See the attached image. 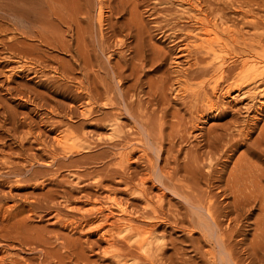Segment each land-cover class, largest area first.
Listing matches in <instances>:
<instances>
[{
  "label": "rangeland",
  "instance_id": "1",
  "mask_svg": "<svg viewBox=\"0 0 264 264\" xmlns=\"http://www.w3.org/2000/svg\"><path fill=\"white\" fill-rule=\"evenodd\" d=\"M7 1L0 0V264H264V96L255 95L264 85L223 96L239 82L241 58L264 54V0H69L57 9L36 0L39 8L26 9L43 14L32 23L46 38L9 16ZM60 18L72 26L60 27ZM74 25L84 30L76 51L88 54L86 67L57 49L63 39L75 51ZM206 28L217 32L207 37ZM208 44L231 58L221 76ZM186 162L196 173L188 182ZM241 162L253 168L249 178L259 175L263 204L249 199L252 209L234 216L227 191ZM207 194L217 204V237L188 200ZM107 198L127 206L129 228L104 219ZM219 232L230 239L229 262Z\"/></svg>",
  "mask_w": 264,
  "mask_h": 264
},
{
  "label": "bare ground",
  "instance_id": "2",
  "mask_svg": "<svg viewBox=\"0 0 264 264\" xmlns=\"http://www.w3.org/2000/svg\"><path fill=\"white\" fill-rule=\"evenodd\" d=\"M38 1V0H37ZM37 1L36 0H8L7 2H8V4H7V7H6V9H5V12H7V14L9 15V16H12L13 18H15L17 21H18V23L20 24V23H22V24H28L29 25V23L30 24H32L33 26V28H36V27H34L36 24L35 23H32V21H36V22H38L37 20H39V19H37L36 20V18H41V21H42V18L43 17H37L35 14H37L35 11L37 10L38 11V9H37V7L39 8V6L40 5H36V4H38L37 3ZM45 1H47V2H45ZM44 1V3H48V5H49V7H50V4L51 3H53V4H56L55 5V9H57V8H59L57 5H60V6H62V2L63 1H68L69 2V0H45ZM74 1V0H73ZM73 1L71 0V2L73 3ZM39 3H41L42 2V5H43V0H40V1H38ZM80 2V1H79ZM72 3H71V5H72ZM74 3H76V1L74 2ZM66 4H67V2H66ZM79 4V3H78ZM1 5V4H0ZM30 5H36V6H33L34 7V10H35V7H36V10L34 11V13L33 12H30V11H27V10H29V9H26L27 8V6H30ZM41 5V6H42ZM45 5V4H44ZM67 5H69V4H67ZM70 5V6H71ZM74 5V4H73ZM3 6V5H2ZM1 6V8H3ZM56 6H57V8H56ZM64 6V5H63ZM62 6V7H63ZM76 6V5H75ZM74 6V7H75ZM31 7V6H30ZM44 7H46L47 8V5L46 6H44ZM44 7H42L43 9H45ZM48 7V8H49ZM62 7H60V8H62ZM1 8H0V10H1ZM4 8H5V6H4ZM65 9H66V7H64ZM62 9V10H65V9ZM71 8V7H70ZM32 9V8H31ZM47 10L48 9H46L45 11L47 12ZM54 10V9H53ZM60 10V9H59ZM105 10V9H104ZM31 11H33V9L31 10ZM39 11H42V10H40L39 9ZM66 12H67V10H65ZM4 12V13H5ZM43 12V11H42ZM49 12V11H48ZM51 12H52V14H53V17L56 15L55 13H54V11H52L51 10ZM71 12V11H70ZM76 12V11H75ZM78 12V11H77ZM1 13H3V12H1ZM3 13V14H4ZM40 13V12H39ZM37 14V15H40V14ZM44 13V12H43ZM61 13V12H60ZM63 14H64V12H62ZM72 13V12H71ZM49 14H51V13H49ZM51 14V15H52ZM63 14H61L62 16H63ZM7 15V16H8ZM43 14H41L40 16H42ZM48 15V14H47ZM76 15V14H75ZM74 15V16H75ZM65 16V15H64ZM66 16H67V14H66ZM66 16L65 17H62V18H66ZM34 17H36V18H34ZM46 17H48V16H46ZM45 16H44V18L46 19V24H49L50 22H51V20H50V22L48 23V21H47V19L48 18H46ZM50 17V16H49ZM52 17V18H53ZM59 17H61L60 16V14H59ZM73 17V16H72ZM11 18V17H10ZM33 18H34V20H33ZM58 18V17H57ZM62 18H60V20L59 19H57V21L59 20V26L61 27L62 25H65V27L67 28V26H69V27H71L72 26V24H71V22H72V20H71V22L69 21V19L68 20H65V19H62ZM77 18V17H76ZM49 19H51V18H49ZM54 19V18H53ZM77 20H78V18H77ZM77 20H75V21H77ZM97 20H98V22H99V24H102L103 22H104V20H105V14H104V12H103V9L102 8H99L98 9V12H97ZM34 21V22H35ZM45 21V20H44ZM52 22H54L53 20H52ZM51 22V23H52ZM12 23V22H11ZM41 23H44V22H41ZM75 23V22H74ZM79 23V22H78ZM105 23V22H104ZM35 24V25H34ZM40 24V23H39ZM38 24V25H39ZM203 25L205 24V23H202ZM213 24V23H212ZM51 25V24H50ZM67 25V26H66ZM79 25V24H78ZM31 26V25H30ZM40 26H42V24H40ZM43 26H46V25H43ZM40 27V31H43V32H45L46 33V31H47V34H51V30L49 31V30H46V28L45 29H42V28H44V27ZM59 26H58V29H59ZM74 26H76V25H74ZM103 26V25H102ZM101 26V27H102ZM205 26H206V24H205ZM38 28H39V26H37ZM48 27H51V26H49L48 25ZM53 27V26H52ZM55 28H56V26H54ZM53 27V28H54ZM63 27V26H62ZM80 27V26H79ZM209 27V26H208ZM22 28H23V25H22ZM25 28V27H24ZM25 29H28V28H25ZM37 29V28H36ZM47 29H50V28H47ZM52 29V28H51ZM70 29V28H69ZM82 29V28H81ZM15 30V29H14ZM30 30V29H29ZM45 30V31H44ZM57 30V29H56ZM71 30V29H70ZM76 31V33L75 34H77V37H76V40H75V42L77 41V46H76V49H75V51H73V50H71V48H70V45H67V43H63L62 42V40L63 39H61V41L59 40V41H57L58 42V44H59V46H60V48H57V49H59V50H61L62 52L64 51V52H66V53H68V55H70L71 57H74V58H80L81 60V62H83V67H86V65H88L87 64V62L85 61L86 60V56L88 55H86L85 57L83 56V57H80L79 56V53H77V49L80 47V46H78L79 44H81V43H79L78 41H80V38H82L83 36L82 35H85V34H83L84 33V30H83V33H82V35L81 34H79V33H81L79 30H78V26H76V29H75ZM37 31V37H39L40 35L39 34H41L42 35V33H39V31H38V29L36 30ZM48 31H49V33H48ZM59 31V30H58ZM102 31V30H101ZM22 32L23 31H21V34H22ZM217 32V29H210V28H206L205 29V34H206V36L208 37V36H210V35H212L213 33L215 34ZM54 33H56L55 32V29H54ZM53 33V34H54ZM19 34V33H18ZM35 34V33H34ZM58 34V33H57ZM62 34V33H61ZM60 34V32H59V36L61 35ZM25 34H23V35H21L22 37L24 36ZM47 36V35H46ZM46 36H43L42 35V37L44 38H46ZM54 36V35H53ZM53 36H52V40H53ZM59 36H57V37H59ZM72 36V35H71ZM25 37V36H24ZM36 37V38H37ZM41 37V36H40ZM56 36L54 37L55 39L57 38ZM61 37V36H60ZM35 38V37H34ZM73 39V38H72ZM74 39H75V37H74ZM57 40H58V38H57ZM39 41V40H38ZM53 41H55V40H53ZM72 41V40H71ZM86 41V40H85ZM56 42V43H57ZM84 42V41H83ZM82 42V43H83ZM11 43H14V42H11ZM71 43V42H70ZM69 43V44H70ZM214 43H216V45L218 44V45H220V42H218V40H216ZM15 45V44H14ZM16 45H18V44H16ZM82 45H84V44H82ZM81 45V46H82ZM209 45V47H207L206 48V50H207V54L210 56V58L212 59V63H215L216 64V71H215V73L216 74H219L220 76L224 73V70H225V68H227V66L229 65V61H230V59H227L226 58V56H225V48L223 49L222 47L220 48V47H217V48H215V46H211L210 44H208ZM222 46V45H221ZM78 47V48H77ZM83 47V46H82ZM24 48V47H23ZM74 48V47H73ZM83 48H85V47H83ZM203 48V47H202ZM10 49H11V47H10ZM86 49V48H85ZM16 51H17V53H18V50L17 49H15ZM79 50V49H78ZM80 50H81V47H80ZM84 50V49H83ZM82 50V51H83ZM260 50V49H259ZM86 51V50H85ZM84 51V52H85ZM255 51V50H254ZM264 51V50H263ZM14 52V51H13ZM29 53H31V52H33V49H32V51L30 52V51H28ZM248 52V51H247ZM23 53H25V52H23ZM80 53H82V52H80ZM251 53V52H250ZM255 53V52H254ZM260 54H261V51L259 52ZM13 54V53H12ZM19 54V53H18ZM83 54V53H82ZM82 54H80V55H82ZM15 55V54H14ZM25 56H26V53L24 54ZM231 55V54H230ZM262 55H264V54H262ZM262 55H257V53H255V54H249V55H245L246 56V59H244V58H241V60H240V66H239V75L238 76H240V78H239V82H238V84L235 86V88H234V90H231V89H227L225 92H224V94H223V96H227L228 98H231V96H230V94H231V92L232 93H235V92H238V91H240V90H242V85H244V84H250V83H252L254 86L256 85V84H261V85H264V56H262ZM20 56H22V55H20ZM241 56H243V55H241ZM27 57V56H26ZM31 57V56H30ZM244 57V56H243ZM233 60V59H232ZM77 61H78V59H77ZM234 62V61H233ZM232 62V63H233ZM211 63V64H212ZM234 63H237V62H234ZM91 67V66H90ZM137 68V67H136ZM62 71H64V69L62 70ZM213 72V71H212ZM63 73V72H62ZM65 73H66V75L68 76L69 75V71L65 68ZM137 73V72H136ZM64 74V73H63ZM119 74V73H118ZM117 75V74H116ZM115 75V78L118 76H116ZM137 75V74H136ZM71 77V76H70ZM118 78V77H117ZM119 78H121L120 76H119ZM119 78H118V84H119ZM70 79V78H69ZM72 80H74V79H72ZM121 82V81H120ZM203 85V84H202ZM37 87V86H36ZM203 88H204V86H203ZM258 88V87H257ZM256 88V90H258ZM77 89H79V88H77ZM211 90H212V93H213V95H215V97H216V95H217V91H218V86H217V83H214L213 84V86L211 87ZM259 91V90H258ZM63 93V92H62ZM201 93V92H200ZM255 95H261V96H264V89L263 90H261L258 94L257 93H255ZM254 95V96H255ZM40 96V95H39ZM223 96H222V98H223ZM235 97V96H234ZM225 99V98H224ZM233 100V99H232ZM209 102V101H208ZM213 107V106H212ZM211 109V108H210ZM161 125V124H160ZM211 134H213V133H211ZM259 137H261L260 139H262V136H259ZM258 138V137H257ZM264 139V138H263ZM213 140V139H212ZM215 140H217V138L215 139ZM218 140H220V139H218ZM257 141V140H256ZM259 141V140H258ZM217 142V141H216ZM232 142V140L230 141V143ZM57 143L58 144H61V142H60V140H58L57 141ZM208 143H210V141H208ZM211 143H213L212 141H211ZM211 143H210V145H211ZM215 143V142H214ZM213 143V144H214ZM220 143V142H219ZM256 143H258V142H256ZM216 144H218V142L216 143ZM227 144H229L228 142H227ZM209 145V144H208ZM232 145V147L234 146L233 144H231ZM259 145V144H258ZM214 148H215V146L214 145H212ZM250 146V145H249ZM263 147V144H262V142L260 143V145H259V148L260 147ZM258 147V146H257ZM256 147V148H257ZM208 148V147H207ZM235 148V147H234ZM251 148V147H250ZM200 149V148H199ZM210 149V148H209ZM254 149V148H253ZM261 150L260 151H263L262 149L263 148H260ZM257 150V149H256ZM223 151V150H222ZM255 151V150H254ZM217 152V151H216ZM264 152V151H263ZM222 153V152H221ZM203 154V153H202ZM208 154H209V152H208ZM210 154H212L211 152H210ZM213 154H214V152H213ZM257 154V153H256ZM261 154V153H260ZM224 155V154H223ZM227 155V154H226ZM264 155V154H263ZM204 156V155H203ZM207 155H205V157H206ZM230 156V155H229ZM202 157V156H201ZM213 157V156H212ZM211 157V158H212ZM262 157V156H261ZM197 158V157H196ZM196 158H192L193 160L194 159H196ZM207 158V157H206ZM209 158V157H208ZM256 158V157H255ZM202 159V158H201ZM229 159V158H228ZM192 160V161H193ZM227 160V159H226ZM249 160V159H248ZM197 161V160H196ZM205 161H206V159H205ZM211 161V160H210ZM244 161V160H243ZM194 163H195V161H193ZM201 162V161H200ZM247 164H249L248 162H247V160L245 161ZM187 164L189 163V162H186ZM191 163V162H190ZM188 164V170H186V166H187V164H185L183 167H185L184 168V176H183V178H182V180H187L186 182H188V180L190 179V175L191 174H194V176L196 175V173H194L193 172V166L192 167H190V165H193L192 163L191 164ZM223 163V162H222ZM237 163V162H236ZM242 164H243V162H241ZM246 163H244L243 165H239V166H235V167H238V168H236V170H233V169H231V170H233L232 171V173H231V176L229 177V178H231V181L229 180V184H231V185H228L229 186V189H230V191H229V189H228V191L227 192H232L231 190H233V195L232 194H230L231 195V197L232 196H234V197H232L231 199L234 201V200H236V202H234V204L232 205V206H230V207H233L232 208V211H233V213H234V211H240V209H242L243 207H245L244 209L246 210V208L247 209H249L250 207H251V203L249 204V199H253V198H256V201H258L259 202V200H260V198H258V200H257V197L256 196H258V194L260 193L259 192V190L260 189H262V186H261V188L260 189H258L257 188V185H258V183H257V181L258 180H256L257 178L259 179L260 177H259V175H257L258 177H251V178H249V176H250V174H251V172L249 173V172H246V169L248 168H246V166H247V164ZM246 164V165H245ZM251 164H253V163H251ZM251 164H249L250 166H252ZM218 165H219V163H218ZM224 165H225V163H224ZM222 165L220 164V167H221ZM256 166V165H255ZM181 167V166H180ZM179 167V168H180ZM195 167H197V165L195 166ZM222 167H224V166H222ZM234 167V168H235ZM258 167V166H257ZM212 168V167H211ZM226 168V167H225ZM233 168V167H232ZM250 168H252V167H250ZM250 168H248V169H250ZM221 169H223V168H221ZM247 169V170H248ZM253 169V168H252ZM255 169V168H254ZM259 169H260V167H259ZM177 170V169H176ZM194 170H195V168H194ZM213 170V169H212ZM216 170V169H215ZM224 170V169H223ZM230 170V171H231ZM178 171V170H177ZM209 172V171H208ZM224 172V171H223ZM228 172V171H227ZM218 173V172H217ZM254 173V172H253ZM252 173V174H253ZM257 173V172H256ZM174 174V173H173ZM205 174V173H204ZM210 174H212L211 173V171H210ZM219 174V173H218ZM264 174V173H263ZM263 174H262V176H263ZM203 175V174H202ZM207 175V174H206ZM223 175V174H222ZM261 175V174H260ZM180 176V175H179ZM178 176V177H179ZM182 176V175H181ZM193 176V175H192ZM211 176V175H210ZM218 176V175H217ZM174 176H172L171 175V178H170V180L173 178ZM176 177V176H175ZM175 177H174V180H175V182L177 183V185H179L180 184V179H175ZM196 177V176H195ZM195 177H193L192 179H194ZM207 177L209 178V176L207 175ZM212 177V176H211ZM210 177V178H211ZM214 177V176H213ZM221 177V176H220ZM204 178H205V175H204ZM219 178V177H218ZM222 178V177H221ZM256 178V179H255ZM264 178V177H263ZM207 179V178H206ZM205 179V180H206ZM216 179V178H215ZM227 179V178H226ZM210 181H211V179H209ZM209 180H207V181H209ZM196 181V180H195ZM209 181V182H210ZM216 181H218V180H216ZM227 182L225 183V185L227 186V184H228V180H226ZM172 182V181H171ZM183 182V181H182ZM192 182V181H191ZM184 183V182H183ZM216 184H218V183H216ZM177 185H174V186H177ZM261 185V184H260ZM181 186V185H180ZM184 186V185H183ZM191 187V186H190ZM231 187V188H230ZM258 187H259V185H258ZM176 188H178L179 189V186H177ZM181 189L183 188V187H180ZM184 189H185V187H184ZM184 189H182V190H184ZM186 189H188V188H186ZM221 189V188H220ZM225 189V188H224ZM250 189H252V191H249L248 192V190H250ZM190 191V190H189ZM193 191V190H192ZM224 191V190H223ZM226 191V190H225ZM224 191V192H225ZM185 192V191H184ZM217 192H219V191H217ZM248 192V193H247ZM263 192H261V194H262ZM212 194V193H211ZM211 194H207V197H205V201L203 200V199H201V200H203L202 202L201 201H191L189 198H188V200L190 201V204H191V208H193V210L195 211V213H194V215H197V219H199V218H201V217H203V218H205L204 216H201L200 214H202L203 212L205 213V215H206V217H207V220H208V224L207 223H204L205 221H203L202 219V222H201V224H202V226L204 227V228H206V230H210V232H212L213 234V236H216L217 237V234H218V232H216V229L219 227L218 226V221L217 220H219L218 218H216V216H215V213H216V206H217V204H216V200H215V196H212ZM226 194V193H225ZM210 195V196H209ZM228 194H226V196H227ZM262 195H264V193L262 194ZM188 196V195H187ZM252 196V197H251ZM259 196H260V194H259ZM184 197H186V196H184ZM222 197V196H221ZM229 198V197H228ZM234 198V199H233ZM224 199V198H223ZM254 200V199H253ZM262 200V199H261ZM241 202V203H240ZM250 202H252V200L250 201ZM254 202V201H253ZM264 202V201H263ZM231 203V202H230ZM233 203V202H232ZM243 203V204H242ZM261 203H262V201H261ZM260 202H259V204H261ZM221 204V203H220ZM263 204V203H262ZM264 205V204H263ZM189 206V205H188ZM221 205H219V207H220ZM226 206H228V205H226ZM262 206V205H261ZM104 209L103 210H105L106 212H108V214L104 217V219H107V218H114V221H115V218H116V221L115 222H117V223H119V224H121L120 226H123V227H125V228H129V223L131 222V220L133 221V219H132V214L127 210L128 208H127V206L125 205V204H120V203H117V202H115V200H114V198L113 199H108L107 198V200L104 202ZM239 207H241V208H239ZM257 207H258V205H257ZM263 207V206H262ZM115 209L116 210V213H113L112 212V209ZM224 208V207H223ZM221 209V208H220ZM228 209V208H227ZM243 209V210H244ZM250 209H252V208H250ZM193 211V212H194ZM201 211H203L202 213H200ZM229 211V210H228ZM261 212H262V210H260ZM264 211V210H263ZM222 212V211H221ZM229 212H231V211H229ZM235 212V213H236ZM243 212V211H242ZM246 212V211H245ZM245 212L244 213H242V214H245ZM199 213V214H198ZM220 213V212H219ZM219 213H217V214H219ZM224 213H225V211H224ZM235 213H234V216H236L235 215ZM251 213V212H250ZM249 213V214H250ZM264 213V212H263ZM226 214V213H225ZM227 214H229L228 212H227ZM237 214H238V212H237ZM252 214H254V213H252ZM262 214V213H261ZM222 215V214H221ZM221 215H219V216H221ZM247 215V214H246ZM201 216V217H200ZM226 215H222V217H225ZM232 216H233V214H232ZM257 216H259V215H257ZM247 217V216H246ZM228 218V217H227ZM236 217H234V219H235ZM239 218H240V216H239ZM242 218V217H241ZM248 218V217H247ZM246 218V219H247ZM259 218H260V216H259ZM258 218V219H259ZM226 219V218H225ZM251 219V218H250ZM108 220V219H107ZM106 220V221H107ZM227 220V219H226ZM257 220V219H256ZM105 221V222H106ZM193 221V220H192ZM228 221V220H227ZM230 219H229V222H228V225H227V228H228V226H229V224H230ZM241 221V220H240ZM259 222L261 221L262 222V220H258ZM258 221H256V222H258ZM197 222H199L200 223V221H197ZM238 222V221H237ZM244 222V221H243ZM242 222V223H243ZM255 222V221H254ZM254 222H253V224H254ZM261 222H260V225H261ZM240 223V222H239ZM197 225H199L198 223H196ZM200 224V225H201ZM221 224V223H220ZM234 223H232L231 225H233ZM263 224V223H262ZM132 225V224H131ZM196 225V226H197ZM257 226H258V224H256ZM259 225V226H260ZM241 226V225H240ZM251 226V225H250ZM258 226V227H259ZM263 226V228H264V224L262 225ZM221 227V226H220ZM230 227V226H229ZM232 227V226H231ZM230 227V228H231ZM239 227V226H238ZM249 227V226H248ZM256 226H254V228H255ZM261 227V226H260ZM260 227H259V229H260ZM204 228H202V229H204ZM233 228V227H232ZM231 228V229H232ZM262 228V227H261ZM260 229V230H262V234L261 235H263L264 233V229ZM131 229V228H130ZM220 229V228H219ZM235 229V228H234ZM205 230V231H206ZM229 230V229H228ZM236 230V229H235ZM217 231H219L218 229H217ZM255 231H256V229H255ZM236 232V231H235ZM234 232V233H235ZM238 232H240L239 230H238ZM258 232V231H257ZM259 232H261V231H259ZM259 232L257 233V235H259ZM220 233V232H219ZM230 233H231V230H230ZM244 233V232H243ZM256 233V232H255ZM141 234H143L144 236H143V239H142V244H141V248H142V246L145 244V242L147 241V239H148V236H147V234H149L148 233V231H142L141 232ZM210 234V233H209ZM227 234V233H226ZM254 234V233H253ZM220 235V239L219 238H217L218 240V243H219V245H220V247H219V249H220V251L219 252H221L220 254H222V257H224L226 260H227V262H229L230 260H231V252H230V250H229V248H228V242H229V240H228V238H226V237H223V232L222 233H220L219 234ZM228 235V234H227ZM226 235V236H227ZM231 235H232V233H231ZM231 235H230V237H231ZM238 235H241V234H237V236ZM260 235V236H261ZM211 236V235H210ZM228 237V236H227ZM229 237V238H230ZM233 237V236H232ZM261 237H264V236H261ZM261 237H258V239L260 238V240H262L261 239ZM223 238H224V240H225V238H226V240L225 241H223ZM245 238V237H244ZM255 238V240L257 239L256 237H254ZM213 239V238H212ZM256 240V241H260V240ZM242 241V240H241ZM216 242V241H215ZM217 243V244H218ZM140 245V244H139ZM218 246V245H217ZM230 247V246H229ZM254 249V248H253ZM254 251V250H253ZM209 254V253H208ZM210 256H212L213 257V255L214 254H212V253H210L209 254ZM233 257V256H232ZM214 259V258H213ZM225 264V263H224Z\"/></svg>",
  "mask_w": 264,
  "mask_h": 264
}]
</instances>
